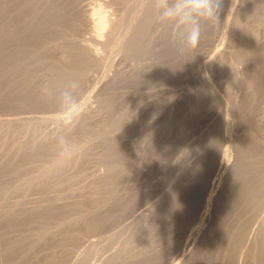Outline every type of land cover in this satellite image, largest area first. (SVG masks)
<instances>
[{"label":"rangeland","instance_id":"374dc122","mask_svg":"<svg viewBox=\"0 0 264 264\" xmlns=\"http://www.w3.org/2000/svg\"><path fill=\"white\" fill-rule=\"evenodd\" d=\"M76 1L39 62L0 96V264H264V154L249 169L238 148L246 138L259 145L248 155L264 146V0H223L220 25H202L191 50L169 49L170 27L155 18L153 48L134 56L127 38L152 0ZM69 40L93 58L70 120L61 90L47 93L53 66L72 55ZM60 134L77 145L71 159L58 155ZM214 142L200 208L174 219L176 183L205 166ZM246 177L260 192L218 226L228 183Z\"/></svg>","mask_w":264,"mask_h":264},{"label":"bare ground","instance_id":"6f19581e","mask_svg":"<svg viewBox=\"0 0 264 264\" xmlns=\"http://www.w3.org/2000/svg\"><path fill=\"white\" fill-rule=\"evenodd\" d=\"M76 2H77L76 0H0V96L4 93L5 90H7V89L9 90V88L11 87V83L15 77H18V76L23 75V74L26 75V73L29 71L30 64H33L35 62H39L37 57L40 56L39 51H40L41 46L44 45L43 42H45V40L48 36H51L53 34H55V35L58 34V26L61 25L65 20L67 21V19H69V16L71 14L72 15L76 14V13H74ZM137 4H138V2H137ZM142 5H143V3H142ZM132 6L136 7L134 5H132ZM140 6L141 5H139L138 7H140ZM131 7H128V8L131 11L130 15H133V12H132L133 9ZM125 9H127V7ZM125 9H124V11L126 13ZM139 9H141V7ZM84 10L86 11V9H84ZM128 10H127V12H128ZM144 10H145L144 15H142L143 13L142 14L139 13L140 15H142L141 16L142 18L139 20V22L135 26L136 29L133 28L135 31L133 33H131V35H129L128 33H127V35H125L126 37L128 35L130 36L127 38L128 39L127 45H125L122 42V44H124L126 46V50H125V47L124 48L122 47V48L125 51H127V53L132 54L133 56L136 54H144L145 52H147L149 50V48H150L149 45H151V38H149V35H150L149 30L151 29V27L153 25V20L155 18L157 20V15H156L155 10L153 8L152 2L149 5V7L147 8V10L146 9H144ZM141 11H139V12H141ZM122 12H123V10H122ZM137 12H138V10H137ZM134 13H136V12L134 11ZM82 14H83V11H82ZM85 14H84V16L86 17L87 14L86 15ZM122 14H124V12ZM128 15H127V17H128ZM130 17H128L129 20L133 19L135 16L132 17L131 19H130ZM136 17H137V15H136ZM136 17H135V19H137ZM128 18H127V20H128ZM122 20L120 22H122ZM128 23H130V22H128ZM124 24L125 23L123 22V25ZM118 27H117V30H118ZM123 30H124V28H123ZM129 30H128V32H129ZM124 32H126V30H124ZM90 39H92L95 42L98 41L96 38H93V37ZM69 41L65 45L63 44L64 48L66 49V50L65 49L64 50L66 52H69V54L71 53L72 55L71 56L69 55V57L67 58V60L65 61L63 66H61V64H58V63H57V65L53 66L50 84L48 85V89H47L48 94L53 93V91L56 88L60 89L61 92H63L65 90V88L70 84V82H72L73 80L78 81V79L80 78L79 75L82 74L80 71L81 68L83 69V67H85V69L87 70L89 67L88 66L89 61L93 59V58L91 59V57L89 56V54H87V52L82 53L84 51L83 45H81L79 42L74 43V42H71V41L69 42ZM46 42H47V40H46ZM163 42L166 43L167 46L169 47V49H171V50H174V51L180 50V47H181L180 43L178 40L173 38V36L171 34V29H170V34L168 33L166 38L164 37ZM48 43H49V41H48ZM62 48H63V46H62ZM152 48H153V46H152ZM52 50H50V51H52ZM109 51H111V49ZM114 51H111V52L114 53ZM205 55L206 54H201L200 58H203ZM123 67L126 69L129 68L128 65H124ZM117 68H118V66H117ZM149 68H151V67H149ZM21 73H23V74H21ZM24 75H23V77L20 76L22 78L21 80H23ZM153 77H155V76H152V78ZM140 79L142 81H144L147 78L145 79V77H140ZM113 82H115V81H113ZM246 140L247 141L244 140L245 144H243L244 141L241 143V144H243V146H241V145H240V147L238 146L239 151H240V155H241L239 162H240V164H244L247 166L249 165L248 168L250 169L251 163H252V157H254V155H258V154H264V146L260 147L261 148L260 153H256V154L253 153L252 155H248V153L251 150L253 151V149L257 148V146H259V145H258L257 141L253 138L249 139V140L246 138ZM216 145L217 144L215 142L213 144L211 143L209 146V150L207 148L209 153L207 152V150L205 151L208 153L206 156L207 159L205 160L206 163L202 162V159H201V161H197L198 163L201 162L200 164H203V163L205 164V166L203 165L204 166L203 168L200 169L198 167H192V168L186 169L187 172L185 169L182 168L186 172V174H184L183 177L180 176V178L182 177L180 180L177 179V180H179V182L176 183L177 185H175L176 187L174 190L178 191V194L172 199L171 205L169 206V209H168V212L171 214V216L174 219H178L181 222L184 221L188 215L190 216V211L193 209V207L196 206V203L198 204V207H199V202L201 204V200L205 194L206 188H207V186H209L208 181H209V178H211L210 174L213 173V172L211 173V170L213 168V160H215L217 155H218V152L214 153ZM109 150L110 151H108V152L113 153L111 149H109ZM194 151H196V150H194ZM204 154H206V153H204ZM254 158H256V157H254ZM203 161H204V158H203ZM116 162H117V160H116ZM182 162H183V160H182ZM224 162H226V161H224ZM111 163H113V162H111ZM189 163L187 162V164H189ZM113 164L116 165L115 163H113ZM177 165H178V163H177ZM189 167H190V164H189ZM185 168H186V166H185ZM177 172H179V171H177ZM254 183H256V182H254ZM260 190H259V188L255 189L253 182L251 181L250 177L243 178L239 182L233 181V182L228 183L225 194H224V196H222V199H220L219 197L217 198V200L220 199V203L217 206V211L215 209V211L217 212L218 226L220 225L219 222L222 223L224 217H226L225 215L229 212V210H231V208L235 204L241 202V198L244 197V202H248V201L250 202V200H252L253 196L256 195V193L258 194L260 192ZM208 196H209V193H208ZM215 202H216V200H215ZM194 204H195V206H193ZM194 211L196 213V210H194ZM191 214H192V212H191ZM189 218H191V217H189ZM190 222H191V220H190ZM191 224H192V222H191ZM215 227H217V225ZM262 247H264V245H262ZM9 250H10V248H9ZM198 261H199V259H198Z\"/></svg>","mask_w":264,"mask_h":264},{"label":"clouds","instance_id":"9594fccd","mask_svg":"<svg viewBox=\"0 0 264 264\" xmlns=\"http://www.w3.org/2000/svg\"><path fill=\"white\" fill-rule=\"evenodd\" d=\"M153 8L161 23L168 25L174 39L180 43V50L198 47L202 36V25H220L223 0H152ZM80 83L73 80L60 94L59 111L66 119H74L82 111L79 98ZM76 143L70 137L60 134L57 137L58 155L71 159Z\"/></svg>","mask_w":264,"mask_h":264}]
</instances>
